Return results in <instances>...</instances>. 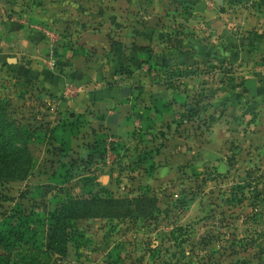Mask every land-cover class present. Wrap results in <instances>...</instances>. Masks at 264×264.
<instances>
[{
	"label": "crops",
	"instance_id": "1",
	"mask_svg": "<svg viewBox=\"0 0 264 264\" xmlns=\"http://www.w3.org/2000/svg\"><path fill=\"white\" fill-rule=\"evenodd\" d=\"M6 79L36 109L34 141L62 150L43 162L147 157L132 167L145 190L128 198L202 163L264 167V0H0Z\"/></svg>",
	"mask_w": 264,
	"mask_h": 264
},
{
	"label": "rangeland",
	"instance_id": "2",
	"mask_svg": "<svg viewBox=\"0 0 264 264\" xmlns=\"http://www.w3.org/2000/svg\"><path fill=\"white\" fill-rule=\"evenodd\" d=\"M120 69L137 73V66ZM0 84V106L6 104L33 161L27 176L20 178L27 156L13 153V158L21 159L20 168L13 170V176L0 178V264H264V199H255L257 194L264 195V167L257 164L235 165L231 170L227 163L199 164L154 189L159 200L154 220H117L100 213L97 218L70 221L66 254L49 252L60 205L68 200L141 193L145 189L135 183L132 167L147 157H137L133 164L121 163L120 158L117 169L106 170L112 158L105 148L97 152L98 157L45 163L48 155L41 158L46 147L34 141L39 138L28 124L34 115L31 110H36L27 106L31 99L23 94L16 97L7 79ZM192 119L191 130L199 137L210 117ZM233 119L224 117L227 127L234 125ZM159 142L152 153L167 141ZM61 151L46 152L51 156Z\"/></svg>",
	"mask_w": 264,
	"mask_h": 264
},
{
	"label": "trees",
	"instance_id": "3",
	"mask_svg": "<svg viewBox=\"0 0 264 264\" xmlns=\"http://www.w3.org/2000/svg\"><path fill=\"white\" fill-rule=\"evenodd\" d=\"M7 113L6 104L0 106V178L13 176V170L20 168V160L13 158V153L27 156L23 163V173L18 177L24 178L32 166V159L28 145L23 141L15 120ZM190 118L193 117H189ZM16 155V156H17ZM236 197V196H234ZM159 211L156 196L141 195L138 197L114 198L110 196L91 197L90 199L68 200L60 205L52 226L48 244L49 252L55 255H65L68 244V230L70 221L97 218L100 213L110 219H130L134 222L155 219V212ZM7 254V253H6ZM11 257L10 254H7Z\"/></svg>",
	"mask_w": 264,
	"mask_h": 264
},
{
	"label": "water",
	"instance_id": "4",
	"mask_svg": "<svg viewBox=\"0 0 264 264\" xmlns=\"http://www.w3.org/2000/svg\"><path fill=\"white\" fill-rule=\"evenodd\" d=\"M126 91L130 92V89H129V88H127V89H126Z\"/></svg>",
	"mask_w": 264,
	"mask_h": 264
},
{
	"label": "built area",
	"instance_id": "5",
	"mask_svg": "<svg viewBox=\"0 0 264 264\" xmlns=\"http://www.w3.org/2000/svg\"><path fill=\"white\" fill-rule=\"evenodd\" d=\"M209 4V3H208ZM210 5V4H209ZM53 63V62H52Z\"/></svg>",
	"mask_w": 264,
	"mask_h": 264
}]
</instances>
